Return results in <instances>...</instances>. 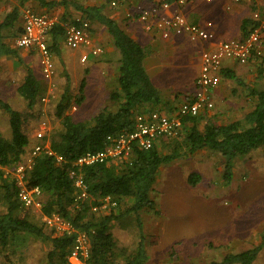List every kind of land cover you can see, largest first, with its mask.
Here are the masks:
<instances>
[{
  "label": "trees",
  "instance_id": "trees-1",
  "mask_svg": "<svg viewBox=\"0 0 264 264\" xmlns=\"http://www.w3.org/2000/svg\"><path fill=\"white\" fill-rule=\"evenodd\" d=\"M26 1L20 0V4L0 21V58L4 55L19 58L17 49L6 38L16 28L20 5ZM36 1L47 7L59 3L54 0ZM77 6L83 13V20L106 26L120 53L119 89L113 90L109 98L117 108L105 107L87 120L77 119L74 113H68L72 103L68 84L55 105L60 132L57 137L45 135L44 141H48L50 147L66 159V163L60 164L55 156L42 151L33 158L31 167L25 170L24 179L28 188L37 186L41 189V195L37 198L41 200L39 217L57 213L71 224V232L57 234L50 227L51 231L47 232L46 225L36 221L35 215L30 214V207H26L20 200V186L16 178L7 172L8 168L24 162L40 142L37 137H30L36 124L46 118V115L42 117L43 110L40 107L43 90L40 80L29 67L24 81L18 86L17 91L29 110L27 114L0 97V105L9 114L11 132L9 137L0 133V243L7 245L18 234L32 235L51 244L46 261L42 264H72L68 256L75 237L79 232H85L91 245L89 264H148L146 239L140 219V239L132 250L118 246L111 224L124 215L155 209L151 192L161 166L192 156L202 149H209L222 156L223 177L225 183H231L238 160L264 148V87L250 90L255 96L256 104L242 120L221 123L206 115L189 116L184 119L185 124L177 137L164 138L162 143H157L150 149L136 146L132 154L127 159H119L120 162L96 163L80 169L74 167L73 160L79 155L88 150H103L107 135L132 128L135 115L144 111L146 105L159 103L161 99L159 90L145 70V50L142 44L129 35L115 19L103 12L104 5ZM66 22L67 18L63 16L50 30V49L56 51L59 48ZM252 22L251 19L244 20L242 30L245 33ZM74 23L80 24L78 21ZM257 23L253 22L254 25ZM19 32H23L22 27L17 29L15 36ZM256 57L264 65V56ZM262 70L264 71L263 67ZM224 71L227 77L240 81L231 70ZM66 80H69L68 72ZM85 85L84 79L76 99L78 105L84 100ZM33 119L35 121L30 125ZM71 169H77L83 174L88 197L77 199L78 188L75 186V177L70 174ZM199 180L200 174L195 172L188 178L192 186ZM106 200L116 201L117 205L111 206L108 213L98 214L93 210L94 206H100ZM122 204H125L123 209ZM263 246L264 234L256 245L239 252L226 253L220 260L207 264H253Z\"/></svg>",
  "mask_w": 264,
  "mask_h": 264
},
{
  "label": "rangeland",
  "instance_id": "rangeland-1",
  "mask_svg": "<svg viewBox=\"0 0 264 264\" xmlns=\"http://www.w3.org/2000/svg\"><path fill=\"white\" fill-rule=\"evenodd\" d=\"M97 30L101 32L98 26ZM31 59L34 64L32 68L36 69L39 79L40 75L42 77L41 84L45 90H42L41 98L46 96L45 100H40L42 117L46 115V118L31 130V139L33 132L40 126L45 127V135L58 136L60 124L55 105L67 84L72 102L68 113H74L77 119L87 120L105 107L117 108L110 101V92L105 86L111 68L105 69L100 61L95 60L92 65L86 62L81 67H70L54 55V74L46 78L38 70V58L37 61ZM113 66L116 67V62ZM261 67L264 68V65L261 64ZM19 69L17 72H8L0 67V97L27 114L29 110L26 103L17 91V82L22 81L26 67L21 65ZM66 72L69 74L68 82ZM9 73L16 79H8ZM83 78H86L84 100L78 105L76 99ZM262 81L260 79L256 88L263 86ZM49 91L50 95L47 94ZM38 108L39 105L36 110ZM213 109L217 113L215 120L230 121V117H221L216 105ZM34 121L31 120L30 125ZM0 133L6 137L11 135L9 114L1 105ZM15 167L8 169L14 172ZM223 168L219 154L210 150L161 166L151 192L155 209L124 215L111 224L118 246L129 250L136 248L140 239L139 219L145 234L148 264H207L220 260L226 253L239 252L256 245L264 234V148L238 160L233 180L229 184L225 183ZM193 172L200 174L195 186L188 181ZM40 201L28 209L30 214L35 215L36 221L45 226L42 216L39 217ZM124 207L125 204H122L121 209ZM45 230L51 231L48 226H45ZM54 230L57 234L61 233ZM50 247V242L41 238L25 233L15 235L7 245L0 243V264H42L46 261ZM253 264H264V246Z\"/></svg>",
  "mask_w": 264,
  "mask_h": 264
},
{
  "label": "crops",
  "instance_id": "crops-1",
  "mask_svg": "<svg viewBox=\"0 0 264 264\" xmlns=\"http://www.w3.org/2000/svg\"><path fill=\"white\" fill-rule=\"evenodd\" d=\"M61 1L69 2L60 3ZM150 1L151 0H58L56 2L59 3L56 5L47 7L42 6L36 0H27L24 4L20 5V17L16 23V28L13 29L9 37L6 38V41L17 49L19 58L13 55H4L0 58V67L4 71L10 70L17 72L20 70L19 68H21V65H25L27 70L29 67H34L31 58H33L34 61H37L38 58V64L40 63L38 70L39 72L41 70L43 73L41 63L42 56L38 47H20L17 44V39L21 33L19 32L17 36H15V34L19 27H22V29L24 28L23 11L25 8L30 7L38 13L53 15L57 22L65 16L67 21L71 23L78 20L80 22L83 21V13L78 9L77 5H104L103 12L115 19L129 35L139 41L144 47L145 56L143 64L145 70L153 84L159 90L161 97L159 103L146 105L145 108H143V110L145 109L144 112L159 110L163 113L174 114L183 101L191 99L195 94V80L201 68V50L204 43L192 41L184 35H172L166 38L155 30H146L143 22L138 19L137 6H146ZM113 2L116 4H113ZM19 4L20 0H0V21L8 12ZM184 10L190 22L206 26L207 29L214 33V38L210 45L215 46L217 42L222 40L231 38L242 39L247 36L251 30L256 27L253 22H259L255 14L258 13L260 19H264V0H242L240 2L234 0H198L187 5ZM245 19L253 20L247 27V34L242 30ZM97 26L101 28V32H98ZM89 32L92 38L91 45L69 46L66 44L65 38L61 37L59 48L56 51L49 48L52 59H54V55H56V59H60L62 63H68L70 67L73 65L81 67L86 62L88 65H92L95 64V60L100 61V64H102L105 69L108 70L111 68L112 72L110 73V77L105 81V86L111 93L113 90L119 89L118 76L120 53L114 46L113 38L106 26L99 23H90ZM262 35L263 38L260 50L264 55V32ZM49 37L50 33L46 38L48 45L51 44L48 43L50 42ZM94 46H101L103 51L98 55H93L91 51ZM84 53H89V59L83 62L81 57ZM256 56L255 53L245 64L239 63L236 60L225 59L220 74H218V84L212 90L210 96L214 102V107L216 105V108L222 114L221 117L225 119L230 117L229 122L242 120L245 114L254 108L256 99L255 96L250 93V90L256 88L260 79L261 81L263 80V86H261V88L264 87L262 63ZM115 62L116 67L113 66ZM12 67L13 69H11ZM32 69L39 79L36 69ZM224 70H231L237 75L240 81L227 77L224 74ZM25 75L24 73L22 81L17 82L18 86L24 81ZM7 76L8 79H16L10 73ZM40 78L42 79L41 75ZM41 79H39L41 88L45 90L42 87ZM84 79L86 81V78H83L82 81ZM45 80L47 81L46 78ZM51 82L52 84L54 83L52 80ZM47 94L50 95L51 92L49 91ZM213 108L201 112L198 116L206 115L215 119L217 113L215 111L216 109ZM218 122L229 123L222 121ZM34 135L35 133L33 132V136ZM160 143H162V139L158 141V144ZM159 146L161 147L162 145ZM203 150L209 149H202L196 154ZM219 156L223 160L220 154ZM115 162H120V160H116Z\"/></svg>",
  "mask_w": 264,
  "mask_h": 264
},
{
  "label": "built area",
  "instance_id": "built-area-1",
  "mask_svg": "<svg viewBox=\"0 0 264 264\" xmlns=\"http://www.w3.org/2000/svg\"><path fill=\"white\" fill-rule=\"evenodd\" d=\"M58 1V0H56ZM60 1V0H59ZM198 0H151L146 6H137V16L146 30L157 31L163 37L169 38L172 35H184L192 41L203 42L201 50V68L195 80V94L191 99L185 100L174 114L163 113L159 110L139 112L135 115L132 128L107 135L106 144L103 150H88L73 160V166L81 168L83 166L96 163L111 162L119 159H127L134 148L140 147L150 149L159 140L164 138L177 137L183 126L186 117H196L201 112L214 107V102L210 94L218 84V74L222 69L225 59L236 60L245 64L255 55H263L260 50L264 32V19H260L258 13L255 17L259 19L258 24L251 32L242 39L231 38L222 40L211 46L214 33L199 23L190 22L185 14L184 8ZM240 2L242 0H234ZM113 4H116L113 2ZM24 28L17 39L20 47L37 46L42 59V71L46 78L54 74L53 59L46 38L50 30L57 22L53 15L41 14L27 7L23 11ZM78 22H80L78 20ZM90 23L86 20L76 24L74 22L65 23V42L67 45H91ZM103 51L101 46H94L92 54L98 55ZM264 56V55H263ZM89 53H84L81 60L87 61ZM46 99L45 97L43 98ZM35 137L40 142L34 146L27 160L16 165L12 174L20 186L19 197L26 207L39 204L37 198L41 195L39 187L28 188L24 179V172L31 167L33 158L40 152L55 156L58 163H66V159L53 150L48 141H44L45 127L40 126L35 130ZM71 175L75 177V186L78 188L77 199L88 197L85 178L77 169H71ZM116 201L106 200L100 206H94L96 212L109 210L111 206H116ZM41 206V204H40ZM42 220L45 225L57 229L61 233L71 232V224L59 214L43 215ZM90 239L85 232H79L73 242L69 260L72 264H89Z\"/></svg>",
  "mask_w": 264,
  "mask_h": 264
}]
</instances>
